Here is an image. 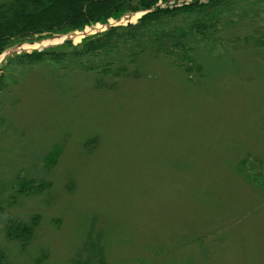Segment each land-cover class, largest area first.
I'll return each mask as SVG.
<instances>
[{"label":"rangeland","instance_id":"1","mask_svg":"<svg viewBox=\"0 0 264 264\" xmlns=\"http://www.w3.org/2000/svg\"><path fill=\"white\" fill-rule=\"evenodd\" d=\"M234 6L212 50L222 57L194 54L197 77L148 58L149 76L113 90L81 76L61 88L37 76L22 82L17 107L10 99L3 111L0 189L20 170L51 187L0 213L10 263L33 264L44 250V264H264V0ZM62 43L12 45L0 69L12 49L7 56ZM34 214L26 249L2 237L8 221Z\"/></svg>","mask_w":264,"mask_h":264},{"label":"trees","instance_id":"2","mask_svg":"<svg viewBox=\"0 0 264 264\" xmlns=\"http://www.w3.org/2000/svg\"><path fill=\"white\" fill-rule=\"evenodd\" d=\"M158 1L0 0V54L15 44L82 31L86 26L107 24L109 19L118 20L127 13L148 11L135 23L109 27L82 38L77 44L65 40L62 44L42 50L6 56L0 69V130L10 124L3 112L4 107L10 99L9 106L17 107L19 99L12 97L20 94L22 82L29 77L51 79L56 87L61 88L63 81L81 76L95 90H113L123 80L149 76L143 67L148 58L165 60L190 78L191 75L197 77L195 72L199 69L196 67L194 70L197 66L195 53L205 51L206 58L217 60V56L222 57V53L212 50L223 28L233 24L223 20L226 12L232 14L229 11L235 9L237 0H190L180 6L165 7L157 5ZM169 1L161 0L163 3ZM236 46L234 44V48ZM57 154V148L49 151L43 165L53 164ZM21 171L11 176L3 191L0 189V213L6 206L16 204L18 197L38 196L49 191L50 181L34 177L35 173L33 176L28 173L22 176ZM6 191L11 192L3 196ZM39 223V214L32 215L28 220L13 219L2 228V237L23 251L35 236ZM5 248L0 245V264H13L7 260ZM46 257L43 250L33 264H44ZM79 262L75 264L99 263Z\"/></svg>","mask_w":264,"mask_h":264},{"label":"bare ground","instance_id":"3","mask_svg":"<svg viewBox=\"0 0 264 264\" xmlns=\"http://www.w3.org/2000/svg\"><path fill=\"white\" fill-rule=\"evenodd\" d=\"M138 16H139V13L133 15L130 21H133ZM86 31H89V29H86L85 32ZM83 33L82 32L81 33L80 32H74V33L68 35V37L73 38L74 41H78ZM64 39H65V36H54L53 38H50V39H47V40H44V41H41V42H34V43H31V44L30 43H24L17 49H19V50H22V49L30 50V49L37 48V47H45V46H48V45H53V44H56V43H60Z\"/></svg>","mask_w":264,"mask_h":264},{"label":"water","instance_id":"4","mask_svg":"<svg viewBox=\"0 0 264 264\" xmlns=\"http://www.w3.org/2000/svg\"><path fill=\"white\" fill-rule=\"evenodd\" d=\"M146 12H148V11H143V12H141V13H140V16L143 15L144 13H146ZM132 15H133V14H126V15L122 16L121 18H119L118 20H116L115 23L120 22V24H111V23H109L108 25L106 24V25H103V26L106 27L105 29H107V28L110 27V26H115V25H127V24H130V23H132V22L130 21L131 18H132ZM140 16H139V17H140ZM84 30H85V29H84ZM84 30H83V31H79V32H80V33H81V32L83 33ZM103 30H104V29H103ZM103 30H102V31H103ZM73 33H74V32H73ZM70 34H72V33H68V34H65V35H60V34H59V35H54V36H65V39L62 41V42H64L65 40H67V39L70 38V37H68V35H70ZM82 36H83V37H86L87 34L84 32V33L82 34ZM50 38H53V36L50 37ZM50 38H47V39H50ZM31 43H33V42H30V44H31ZM21 45H22V43L17 44L16 47H15V49L19 48ZM13 50H14V49L10 50V52H6L4 56L11 54V53L13 52ZM17 51H19V49H18Z\"/></svg>","mask_w":264,"mask_h":264},{"label":"built area","instance_id":"5","mask_svg":"<svg viewBox=\"0 0 264 264\" xmlns=\"http://www.w3.org/2000/svg\"><path fill=\"white\" fill-rule=\"evenodd\" d=\"M188 1H190V0H185V1L184 0H181V1L180 0H177V1L172 0L169 3L170 4H175V5H180V4L184 3V2L187 3Z\"/></svg>","mask_w":264,"mask_h":264}]
</instances>
